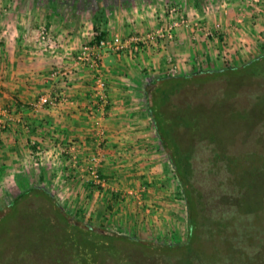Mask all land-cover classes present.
Segmentation results:
<instances>
[{"label":"crops","instance_id":"crops-1","mask_svg":"<svg viewBox=\"0 0 264 264\" xmlns=\"http://www.w3.org/2000/svg\"><path fill=\"white\" fill-rule=\"evenodd\" d=\"M240 1L223 9L215 0L208 3L218 11L203 15L200 25L209 29L221 22L216 37L197 31L193 39L190 29H179L173 41L158 39L134 52L130 39L166 27L171 4L197 14L196 8L186 0H0V179L20 182L27 166L35 168L36 183H63L71 207L83 204L92 220L105 217L106 207L115 203L133 233L166 236L176 205L166 203L165 162L148 149L150 119L133 94L140 81L164 75L172 65L187 75L221 69V61L241 66L254 56L255 44L253 52L240 48L245 39L260 40L261 20L248 17L237 25ZM43 26L50 33L45 47L37 41ZM101 32L105 39L122 40L125 48L105 53L99 71L76 63L81 46ZM98 78L106 83L102 95ZM43 97L55 102L42 105ZM95 156L102 158L98 169L110 190L91 182L87 169ZM140 187L148 189L140 193ZM123 191L130 195L121 204ZM153 205L157 213L146 214L145 207Z\"/></svg>","mask_w":264,"mask_h":264},{"label":"rangeland","instance_id":"rangeland-1","mask_svg":"<svg viewBox=\"0 0 264 264\" xmlns=\"http://www.w3.org/2000/svg\"><path fill=\"white\" fill-rule=\"evenodd\" d=\"M210 1L200 0L201 9H196L197 14L193 8L188 10L187 7L183 15L188 16L191 21L200 20L203 15H214L218 10L217 8L212 10L208 7ZM222 1L215 0L216 6L219 7ZM231 1L226 0V3L230 4L228 8L232 6L233 2ZM186 2L191 6L193 4V0H186ZM181 7H183L182 4ZM257 21H260L259 27L261 26L260 40L258 38L257 41L250 42L249 39H245L244 47L240 48L249 49L253 52L252 46L255 44L258 51L254 56L250 55V60L244 59V64L241 66H233V62H219L224 64L223 67L229 65L240 68L232 71L234 76L232 79L223 83L212 81L204 84L198 91V95L197 93L191 95L190 99L194 101L192 108H190L191 117L199 122L203 134L200 137L201 141H196L191 147L187 144L189 140L193 139L192 135L191 137L188 136V140H186L187 137H184L182 148L180 145L183 157L189 158L188 154H191L190 163L193 171L191 181L193 186L200 190L206 199L214 203L217 202L219 209L228 211L227 213L232 216H229V222L225 227L214 228L213 225L211 231L207 228L203 229L199 242L187 245L186 248L177 253L176 259L170 258L169 260L171 250L167 247L165 251L168 257L166 254H160L167 245L179 247L187 241L189 231L188 209L179 181L174 176L169 157L162 150L153 123L147 114L150 119L149 131L147 132L148 149H155L159 153L158 159L165 162L168 176L165 186L166 203L171 202L172 205H176L177 210L172 214L173 218L170 224L173 227L169 228V233L168 226L166 230L164 229L166 236H160V238L154 239L149 233L146 235L133 233L130 230V222L123 221V218L117 215L118 209H115L117 205L115 203L106 207L105 217L102 216L101 219L94 221L92 217H88L83 212V204H77L74 208L71 207L67 198L69 191L65 189V186L61 187L63 183L60 186L45 182L43 184L36 183L34 180L37 170L35 172V168L27 166L29 173L20 182L12 179L9 184V181L0 179V219L5 221L4 227L0 228V264H49L48 258L54 256L58 259L60 252L64 254L62 251H70V254L67 253L68 255L65 257L66 261L69 262L68 264H77L75 260L74 262L70 261L77 257L76 254L83 257L82 261L85 264H91L92 258H96L97 264H119V262H112L109 256L105 254L104 242L90 240L89 235H84V239L80 240L75 231L51 230L47 228V223L40 219L43 215H39L40 218L38 217V219L36 215L27 211H22V213L11 212L10 204L14 198L32 185H40V187L47 189L68 215L73 225L91 228L99 234L130 238L134 241L136 244L133 243V248L130 247L133 255L129 261L126 260V264H264V64L258 65L257 69L263 72V76L258 78H250L251 75H249L248 70L241 69L246 63L264 52V17L256 19ZM189 31L192 36L194 33L191 29ZM244 69L248 68L244 67ZM250 69L255 68L252 66ZM166 70L168 71V69ZM153 75L140 81L138 91L133 94L139 105L141 104L146 109V113L145 88L148 81L154 77L167 76V72L164 75ZM175 75L185 74L177 72ZM213 132L216 134V140L223 143H221V152L226 155L225 158L219 156L220 150H217L218 147L216 148L215 144L213 142L211 144L208 139L209 136H214L212 135ZM1 177H3L2 174ZM30 177L33 179L32 181ZM101 179L105 181L100 189L110 190L108 181L103 176ZM144 188L147 191L148 188ZM115 189L111 188V191L115 193ZM140 189L141 193L143 188L140 187ZM128 192H121L122 198L118 195L121 204L130 195ZM223 197L228 199V203L225 205L218 203ZM236 201L242 206L245 214L236 212V207L232 206ZM43 204L39 199L30 201L32 210L41 208ZM153 208L154 205L152 208L145 207L146 214L157 213L158 210L154 211ZM44 214L46 215V213ZM212 216L218 217L216 214ZM167 218H169L168 211H166ZM146 244L156 246L152 249L156 250L157 254H155L156 251H153L155 256L152 258L145 257V254L152 250L150 247L144 246ZM126 247L128 248V246ZM29 248L30 252H27L26 250ZM234 250L246 252L248 254L247 259L241 257L238 260V254ZM151 253L150 255H153ZM255 253L259 255L253 256ZM74 254L75 257H73ZM228 256L231 257L229 263L225 261Z\"/></svg>","mask_w":264,"mask_h":264},{"label":"trees","instance_id":"trees-1","mask_svg":"<svg viewBox=\"0 0 264 264\" xmlns=\"http://www.w3.org/2000/svg\"><path fill=\"white\" fill-rule=\"evenodd\" d=\"M175 5L178 6L179 4L175 3ZM200 5V0H193L192 6L194 8L200 10ZM104 35V32L97 34L92 43L98 44L100 40L105 39ZM262 63L264 64V52L249 63H246L244 67H247L248 69H244V67L241 69L248 70L249 75H251L250 78L262 77L263 72H260V70L257 69L258 65H261ZM252 66H254L255 69H250ZM239 68L240 67L226 65L221 69L199 71L190 73L189 75H167L163 77H154L153 79H150V82L145 88L147 113L153 123L160 146L169 157L174 176L179 181L181 192L188 209L189 231L187 241L183 245H179V247L167 245L164 250L160 252V254L163 255L166 254L165 250L167 248L171 250L169 260L170 258L172 260L176 259L178 256L177 253L186 248L187 245H193L195 242L198 243L203 229L207 228L211 231V226L213 225L215 226L214 228H223L229 222V216L232 217L227 213L228 211L219 209L217 202L214 203L213 201H209V199H206L200 190H197L193 186L191 181L193 175L190 163L191 154H188L189 158L183 157L181 148L183 147L182 143L184 141V137H187L186 140H188V138L192 135L193 139L189 140V143L187 144L191 147L193 146V143H196V141H201L200 137L203 134L200 129L199 122L197 120H193L191 117L190 108H192L191 106H193L192 104L194 102L190 99L191 95L196 93L198 95V91L202 86H204V84H208L212 81L223 83L224 81L232 79V77H234L232 71ZM260 113L262 114V112ZM212 135L214 136H209L208 138L210 143L213 142L215 147H218L217 150H220L221 152L222 142L220 140H216L215 132H213ZM219 156L225 158L226 155L221 152V154L219 153ZM32 199H39L44 204L41 208L32 210L30 207V201ZM218 203L225 205L228 203V199L223 197V199L218 201ZM238 203L239 202L236 201L232 204V206L236 207V212L244 213L242 206ZM10 211L15 213L27 211L36 215L37 218L39 215H43L39 218L44 220V222L47 223V228L51 230L57 229L61 231H75L80 240L84 239V235H89L90 240L93 239L104 242L105 254L109 256V259L112 262L115 261L116 263L119 262V264H126V260L129 261L130 257L133 255V243H136L130 238H120L115 235L99 234L91 228H83L82 226L73 225L65 211L62 210V208L55 201L53 195L47 189L40 187V185H32L16 196L10 204ZM44 213H46V215ZM211 214H216L218 217H213ZM50 215L51 217H49ZM4 222V219H0V228L4 227ZM126 246H128V248ZM144 246H148L150 249L156 247L153 244H146ZM50 248L47 249L50 250ZM26 251L30 252V248ZM153 251L156 250L152 249L147 252L145 257L152 258V256H155L157 251L155 254ZM234 251L238 254V260H240L241 257L247 259L248 254L246 252ZM62 252H64V254L60 252L58 259L54 256L48 258V262H50L49 264H68L69 262L66 261L65 257L68 255L67 253L70 254V251ZM151 252L153 255H150ZM258 255V253H255L253 256L257 257ZM76 256L77 257L75 259H71L70 261L74 262L75 260L77 264H85L82 261L83 257H79L78 254H76ZM166 256L168 257V254H166ZM73 257H75V254ZM226 259L227 260L225 261L227 263L231 262V257L228 256ZM91 262V264H97L96 258H92Z\"/></svg>","mask_w":264,"mask_h":264},{"label":"built area","instance_id":"built-area-1","mask_svg":"<svg viewBox=\"0 0 264 264\" xmlns=\"http://www.w3.org/2000/svg\"><path fill=\"white\" fill-rule=\"evenodd\" d=\"M227 6H229V4L226 3V0H223L220 3L219 8L223 9ZM238 7L241 11V14H238L237 19L235 20V23L237 25L242 26L245 23V18L248 17L254 18L255 20L264 17V0H241L239 2ZM183 9L184 8L180 7L179 5L177 6L171 4L169 11L167 12L171 19V22L166 25V27H160L154 31H150L132 37L129 41L128 47L132 44V50L134 52H139L143 46L152 45L158 39L163 41L166 40V42L173 41L174 35L179 29H191L192 33H194L192 35L193 39L198 36L197 31L203 32L204 36L209 38L213 36L216 37L223 31V26L221 22L215 23L212 28H203V26L200 25V20L191 21L188 16H184ZM48 39H50L49 30L43 26L39 29L37 33V41L42 47H45ZM124 48V43H122V40L119 39H104L100 40L98 44L88 42L81 46L78 54L75 57V61L78 64L80 63L87 65L90 69L94 71H99L105 53L107 54L111 51H120ZM175 74H177V68L175 65H172L168 68L167 75L174 76ZM96 87L101 93L100 95H102L104 90L106 89L105 81L98 78L96 82ZM54 102V99H49L46 97L40 99V104L42 105L49 106L52 105ZM101 160L102 158L100 156L92 157L88 163L87 169L88 174L91 177V182L99 187H102L105 181L101 179L98 169Z\"/></svg>","mask_w":264,"mask_h":264}]
</instances>
